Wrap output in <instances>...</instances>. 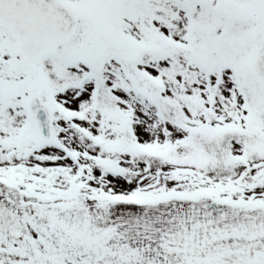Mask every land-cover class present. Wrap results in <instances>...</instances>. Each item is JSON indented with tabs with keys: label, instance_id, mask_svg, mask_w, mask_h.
<instances>
[{
	"label": "snow or ice",
	"instance_id": "snow-or-ice-1",
	"mask_svg": "<svg viewBox=\"0 0 264 264\" xmlns=\"http://www.w3.org/2000/svg\"><path fill=\"white\" fill-rule=\"evenodd\" d=\"M0 264H264V0H0Z\"/></svg>",
	"mask_w": 264,
	"mask_h": 264
}]
</instances>
